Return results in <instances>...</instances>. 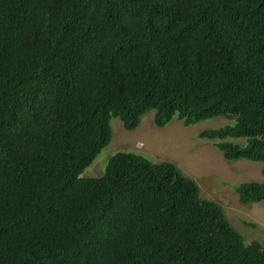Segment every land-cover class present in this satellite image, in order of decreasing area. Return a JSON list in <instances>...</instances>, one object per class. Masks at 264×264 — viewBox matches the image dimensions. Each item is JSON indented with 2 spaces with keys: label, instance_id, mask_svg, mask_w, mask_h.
<instances>
[{
  "label": "trees",
  "instance_id": "trees-1",
  "mask_svg": "<svg viewBox=\"0 0 264 264\" xmlns=\"http://www.w3.org/2000/svg\"><path fill=\"white\" fill-rule=\"evenodd\" d=\"M152 110L231 121L198 137L264 176V0H0V264H264L171 162L81 177ZM235 192L264 208V181Z\"/></svg>",
  "mask_w": 264,
  "mask_h": 264
},
{
  "label": "rangeland",
  "instance_id": "rangeland-1",
  "mask_svg": "<svg viewBox=\"0 0 264 264\" xmlns=\"http://www.w3.org/2000/svg\"><path fill=\"white\" fill-rule=\"evenodd\" d=\"M154 113L153 110L147 112L132 131L125 130L119 119L112 118L110 144L84 169L81 177L97 178L103 175L107 161L118 152L141 155L154 163L171 162L197 184L201 198L222 207L226 218L246 244L252 241L264 243L263 204H242L235 192V188L242 183L263 182V164L249 160L225 161L212 141L198 137L204 130L232 122L216 117L184 127L173 117L166 126L156 128L153 124ZM225 141L245 143L242 138Z\"/></svg>",
  "mask_w": 264,
  "mask_h": 264
}]
</instances>
